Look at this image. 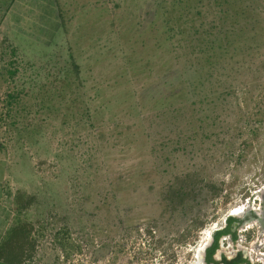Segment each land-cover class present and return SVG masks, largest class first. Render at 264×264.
<instances>
[{"label": "rangeland", "instance_id": "rangeland-1", "mask_svg": "<svg viewBox=\"0 0 264 264\" xmlns=\"http://www.w3.org/2000/svg\"><path fill=\"white\" fill-rule=\"evenodd\" d=\"M249 2L202 102L188 87L175 121L93 131L85 109L140 60L151 0H0V246L28 221L20 264H194L205 230L264 206V0Z\"/></svg>", "mask_w": 264, "mask_h": 264}, {"label": "trees", "instance_id": "trees-1", "mask_svg": "<svg viewBox=\"0 0 264 264\" xmlns=\"http://www.w3.org/2000/svg\"><path fill=\"white\" fill-rule=\"evenodd\" d=\"M249 1L151 0L154 18L149 31L144 30L139 35L141 58L132 61L129 69L120 73V81L112 86L113 99L104 101L103 92L96 90L93 103L85 109L91 129L98 130V123L110 130L124 125L138 127L151 122L153 117L165 120L172 117L175 121L183 117L189 106L188 87L193 94L202 90L204 96L197 101L202 102L206 96L205 86L212 85L217 74V52L225 51L234 43L232 36L240 38L239 26L250 24ZM70 58L79 80L80 67L72 54ZM148 72L150 76L153 73L151 82L146 76ZM9 98L12 104L15 97L9 95ZM104 115L109 119L107 123H100ZM100 132V138H104V131ZM20 199L16 198L17 211L24 210L32 201V197L28 198L25 205ZM236 221L238 219L229 216L226 226L213 232V241L205 251L206 264H250L241 252L232 259L225 255L220 260L215 259L223 236L237 238L232 226ZM33 249L32 226L28 221L19 222L9 230L0 246V264H20Z\"/></svg>", "mask_w": 264, "mask_h": 264}, {"label": "flooded vegetation", "instance_id": "flooded-vegetation-1", "mask_svg": "<svg viewBox=\"0 0 264 264\" xmlns=\"http://www.w3.org/2000/svg\"><path fill=\"white\" fill-rule=\"evenodd\" d=\"M241 207H243V212L240 215L233 214L232 216L238 219V221L232 224L233 232L236 233L237 238L233 240L230 235L223 236L220 240V249L217 251L215 259L220 260L222 255H225L228 259H232L241 252L250 264H264V206L253 207L247 202L246 205ZM225 226L226 220L221 227H216L214 231L220 230ZM228 242L230 245L226 246ZM202 258L203 260L199 263L206 264L205 255Z\"/></svg>", "mask_w": 264, "mask_h": 264}, {"label": "bare ground", "instance_id": "bare-ground-1", "mask_svg": "<svg viewBox=\"0 0 264 264\" xmlns=\"http://www.w3.org/2000/svg\"><path fill=\"white\" fill-rule=\"evenodd\" d=\"M242 212H243V208L242 207L241 208L232 209V211H231V213H233L234 215H240ZM210 234H211V229L208 228L207 230H205L204 237H203V239H202V241H201V243L199 245V248H198V252L203 247L204 243L209 240ZM197 260H198V262L196 264H198L201 261V257H200L199 253H198Z\"/></svg>", "mask_w": 264, "mask_h": 264}, {"label": "water", "instance_id": "water-1", "mask_svg": "<svg viewBox=\"0 0 264 264\" xmlns=\"http://www.w3.org/2000/svg\"><path fill=\"white\" fill-rule=\"evenodd\" d=\"M228 216H233V213H229V215ZM227 216V217H228ZM226 217V218H227ZM226 218H225V220H226ZM211 241H212V234H210V238H209V240L203 245V247L199 250V254H200V257L202 258V256L204 257V255H205V250H206V248L208 247V245L211 243ZM201 260H203V258L201 259Z\"/></svg>", "mask_w": 264, "mask_h": 264}, {"label": "built area", "instance_id": "built-area-1", "mask_svg": "<svg viewBox=\"0 0 264 264\" xmlns=\"http://www.w3.org/2000/svg\"><path fill=\"white\" fill-rule=\"evenodd\" d=\"M215 229H216V227H213V228H211V234L214 232V230H215ZM206 242H207V241H206ZM206 242H205V243H206ZM205 243H204V244H205ZM228 245H230V243H229V242L226 244V246H228ZM263 254H264V252H263ZM260 259H261V258H260ZM260 259H258V261H260V262H261V260H260ZM197 262H198V261H196L195 263H197ZM195 263H194V264H195Z\"/></svg>", "mask_w": 264, "mask_h": 264}]
</instances>
